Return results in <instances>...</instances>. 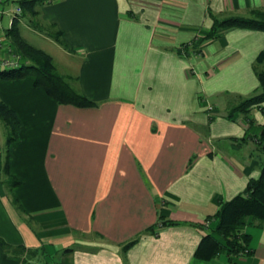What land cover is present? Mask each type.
<instances>
[{"label": "crops", "instance_id": "0c3cea01", "mask_svg": "<svg viewBox=\"0 0 264 264\" xmlns=\"http://www.w3.org/2000/svg\"><path fill=\"white\" fill-rule=\"evenodd\" d=\"M17 6L8 0L0 14V59L19 66L6 35ZM252 9L264 0H43L21 10L22 37L57 35L65 76L96 105L57 104L31 77L0 80L20 122L9 141L0 119V264H229L194 251L218 203L259 175L260 107L225 114L258 87L264 31L199 41L213 19ZM160 216L179 224L145 232ZM249 226L250 253L234 264H264V228Z\"/></svg>", "mask_w": 264, "mask_h": 264}, {"label": "trees", "instance_id": "16d2710c", "mask_svg": "<svg viewBox=\"0 0 264 264\" xmlns=\"http://www.w3.org/2000/svg\"><path fill=\"white\" fill-rule=\"evenodd\" d=\"M39 1L43 0H16L22 11L31 12H34V5ZM17 22V17H15L11 26L6 29V35L25 62L14 68L0 70V80H20L31 77L32 85L57 104H71L77 107L95 106L96 104L93 101L71 86L66 76L57 73L50 54L33 46L22 37ZM231 27L264 31V10L252 9L247 16H226L213 19L212 26L200 38L199 45L206 40L219 36L223 30ZM52 37L56 41H60L57 35ZM198 50L197 48L194 51L198 52ZM262 64H264V50L259 52L253 66L259 82L257 89L251 94L241 97L233 104L227 110L226 118L234 120L236 114H246L253 107H260L264 116V68L261 67ZM0 119L9 128L8 140H15L20 131L19 119L14 110L1 99ZM257 140L264 146V122L257 135ZM259 167V175L250 178L242 192L229 200L220 201L217 210L207 217V220H214V223L210 230L202 236L194 251L195 258L210 260L219 254H225L228 263L234 264L235 257L247 252L250 253L251 235L244 231L245 227L254 225L264 228V158L260 160ZM177 224L179 222L165 220L160 216L157 226L147 228L145 232H154L157 227ZM136 240L137 237L130 241L127 246ZM0 246H3L1 240Z\"/></svg>", "mask_w": 264, "mask_h": 264}, {"label": "rangeland", "instance_id": "374dc122", "mask_svg": "<svg viewBox=\"0 0 264 264\" xmlns=\"http://www.w3.org/2000/svg\"><path fill=\"white\" fill-rule=\"evenodd\" d=\"M25 19H30V16L25 13ZM10 17L8 15H5V17L2 19V25L5 27H7V24L9 22ZM41 30L45 33L49 32L50 30H46L45 28H41ZM22 32L23 34L27 37V39H29V43H31L33 46L40 48L42 50H44L45 52H47L48 54H50L53 58V62L55 64V68L58 74L65 76V64L63 61V56L59 53L62 52L60 51V47L56 44L55 40H52L51 38L49 39L45 34H43L42 32H34L32 30H25L24 28H22ZM51 33V32H50ZM51 36V35H50ZM53 38V37H52ZM59 48V49H57ZM262 68H264V64L261 65ZM263 159V156L262 158ZM245 228H248V230L251 229V226L247 225Z\"/></svg>", "mask_w": 264, "mask_h": 264}, {"label": "built area", "instance_id": "2783aa9c", "mask_svg": "<svg viewBox=\"0 0 264 264\" xmlns=\"http://www.w3.org/2000/svg\"><path fill=\"white\" fill-rule=\"evenodd\" d=\"M8 0H0V14L3 12V5L6 3ZM16 1V0H12ZM21 13V8L17 6L14 11L12 12V20L15 17H18ZM1 35H0V42H1ZM18 58L15 57H3L0 59V70L4 69H9V68H14L18 66Z\"/></svg>", "mask_w": 264, "mask_h": 264}]
</instances>
